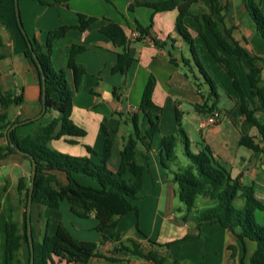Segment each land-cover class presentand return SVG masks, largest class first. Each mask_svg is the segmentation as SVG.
<instances>
[{"label": "crops", "instance_id": "obj_1", "mask_svg": "<svg viewBox=\"0 0 264 264\" xmlns=\"http://www.w3.org/2000/svg\"><path fill=\"white\" fill-rule=\"evenodd\" d=\"M132 1L67 0L60 4L44 5L37 0H19L22 23L30 39L43 44L51 30L70 26L66 34L53 41L52 61L56 67H63L66 70L74 88L71 117L77 125L86 130V135L77 137L76 143L68 142L65 138L52 140L50 146L70 155H87L100 162L104 148L103 125H105L113 138L108 165L111 169H117L121 164V151L132 132V124L128 117L138 111L146 83L153 74L157 80L153 100L161 107L160 134L155 137L152 150L147 152L143 145L138 146L137 157L145 167L144 187L134 200L138 213L132 211L120 220L118 232L121 241L130 244L128 240L134 239L145 251L156 249L182 264H249L250 256L256 249V242L246 239L244 244L233 232L220 224L209 223L198 227L191 219V215L187 219L183 218L184 215L187 216L184 207H179L181 211L179 218L173 215V211L170 212L177 184L161 163L162 150L158 144L161 136L178 131L176 117L178 110L181 126L190 137L192 145L197 143L199 148L201 142L208 144L219 163L226 166L232 176L240 177L243 184L253 186L255 196L264 203V151H254L240 144L244 134L254 136L262 147L264 140L256 126L246 121L242 115L232 79L227 69L209 54L206 43L199 34L200 27L196 20L191 16L186 17L195 42L198 38L202 42L201 47L196 45L198 52L201 58L204 56L203 59L207 63L209 73L218 84L220 94L218 109L221 110L222 116L213 125L206 124L208 113H199L195 109V104L203 102V94L208 95L209 87L203 83L195 67H192L190 75L187 72L188 67L183 63L184 58L191 57V52L189 44L176 27L178 10L154 11L148 6H137L131 10ZM219 1L228 6L225 11V23L228 27H234V37L252 53L264 58V39L248 11L244 9L240 12L243 0ZM0 5V40L7 54L0 60V86L3 90L23 94L24 101L20 105L10 106L8 116L11 120L17 117L21 120L31 119L17 129L19 135H26L46 124L56 116V113L35 118L42 112L40 71L34 61L25 54L26 41L18 25L15 2L8 0ZM192 10L202 15L210 10V1L198 0L192 6ZM79 13L97 19L82 31L74 27L79 23ZM109 20L119 23L131 40L130 53L135 61L125 73L112 72L122 48L103 30V26ZM152 20V37L137 41L138 35L135 34L138 32L137 21L147 26ZM207 33L212 41H215L212 34ZM155 39L167 43L160 46L156 44ZM74 47L76 61L87 71L79 88L75 87L74 73L70 66ZM231 59L239 72L246 95L255 105L256 100L251 97L246 71L240 70L239 63ZM262 76L264 77V64ZM198 83H202V86L198 87ZM258 101L260 103V100ZM260 114L261 110L258 112V115ZM147 122V118L142 120L143 128ZM6 142L5 137H0V143ZM87 146L95 149L96 153L89 152ZM191 148L193 150L192 146ZM31 171V161L20 153H9L0 161V264H7L5 250L7 225L15 220L20 225L21 233L25 232V192L18 190V181L21 177L29 179ZM58 176L64 183L67 182L65 173L58 172ZM76 177L83 184L98 186L90 177L82 174H76ZM210 205V201L205 198L199 208ZM151 214L154 216L149 224ZM255 217L259 224L264 225V208H257ZM168 218L175 220L176 227L164 224ZM60 223L78 239L98 243L99 256L93 257L88 264H124L127 259L134 264H154L152 261L126 255L124 251L114 252L119 242L102 239V232L97 229L98 220L94 214L89 217L76 216L71 212L67 201H63L59 209L33 204L32 230L36 240L42 241L46 233L53 234ZM136 223L145 236L140 233ZM174 231H178L179 234L175 236L173 234L170 240L167 238L162 240V233L170 234ZM110 232V229H106L103 233L108 235ZM148 239L160 243L174 242L167 249L152 246ZM230 245L236 247L234 259H231ZM103 255H111L123 261L109 262ZM20 257L26 262L28 247L25 241ZM49 264L69 263L53 257V263Z\"/></svg>", "mask_w": 264, "mask_h": 264}, {"label": "trees", "instance_id": "obj_2", "mask_svg": "<svg viewBox=\"0 0 264 264\" xmlns=\"http://www.w3.org/2000/svg\"><path fill=\"white\" fill-rule=\"evenodd\" d=\"M5 1L8 0H0V3ZM10 1L15 2V0ZM37 1L44 5H54L67 0ZM209 1L210 10L202 15H198L192 10V6L198 0H133L130 9L134 10L137 6H148L154 11L178 10L176 27L189 44L191 52V57L184 58L183 63L189 71L191 70L190 72H192V67H195L202 77L203 83L205 82L209 87L208 95L205 96L202 93L204 100L202 103L195 104V109L199 113L210 114L213 110L218 109L220 94L217 82L205 68L198 55L195 38L186 21L187 16L193 17L199 24V34L206 43L209 54L218 64L227 69L228 75L232 79L238 95L237 104L242 115L246 121L256 126L264 140V77L262 76L264 58L252 53L234 37V27H228L225 23V11L228 6L219 0ZM246 3L248 13L264 39V0H246ZM96 19V17L79 13V23L74 27L84 31ZM152 26L153 20L147 26L137 21L136 30L139 35L136 40L143 41L146 37H152ZM69 28L70 26H62L51 30L47 41L43 44L32 40L34 50L46 75L47 110L43 117L53 113H56V116L26 135L17 133L20 125L10 133L13 142L25 152L33 155L37 162L33 204L59 209L61 203L67 201L70 204L71 212L76 216L89 217L91 214L95 215L98 220L97 229L102 232V239H112L119 242V246L115 247L114 252L124 251L126 255L152 261L154 264H182L177 259H171L156 249L145 251L140 243L134 239L128 240L130 244L124 243L121 241V235L118 232V225L122 217L132 211L138 213V207L134 204V200L138 198L139 192L144 187L145 173L144 164L137 157L138 146L143 145L147 152L152 150L153 141L160 134L159 113L161 107L153 100L157 82L153 74L146 83L138 111L128 117L132 124V132L126 139L121 151V164L117 169H111L108 165L112 153L113 138L105 125H103L105 132L104 148L100 162L87 155H70L50 146L52 140L65 138L68 142L76 143L77 137L86 135V130L77 125L71 117L74 88L67 77L66 70L63 67H56L52 61L53 41L66 34ZM103 30L122 48V51L118 53V60L112 68V72H127L135 58L130 53L131 40L125 29L119 23L109 20L103 26ZM207 32L212 34L215 41H212ZM24 39L26 41L25 54L36 64L25 36ZM155 42L160 46H165L167 43L158 39H155ZM3 47L4 44L0 40V60L7 56ZM231 58L235 59L245 69L251 88V97L256 100L255 105L246 95L239 72ZM171 61L178 66L173 58ZM70 66L74 73L75 87L79 88L87 71L83 65L76 61L75 47L71 52ZM40 83L42 86V80ZM197 85L201 87L202 83ZM23 101L22 93L16 94L9 90H3L0 86V137L7 139L6 143H0V161L9 153H18L10 145L8 133L15 123L25 120H21L19 117L14 120L9 119L8 110L10 106L20 105ZM260 110L261 114L258 115ZM176 117L179 125L178 131L161 136L158 147L162 150L161 163L177 184L178 197L185 204L187 216L184 215L183 218L187 219L191 215V219L198 227L209 223L220 224L233 232L244 244L246 239L256 242V249L250 256L249 264H264V225L259 224L255 217V210L264 208V203L255 196L253 186L243 184L240 177L232 176L230 170L219 163L208 144L201 142L199 150L193 151L191 148L192 141L181 126L178 110ZM144 118H147L148 121L145 128L142 127ZM179 143L184 145L185 154L189 159L187 165L179 163L177 153ZM240 144L254 151H264V147L256 141L254 136L249 134L242 135ZM86 148L89 152L96 153L92 147L87 146ZM23 156L29 159L27 155ZM146 158H148L147 154ZM58 172L66 174V183L59 178ZM76 174L94 179L98 186L81 183ZM30 178L21 177L18 181V190L25 192L24 206L26 209ZM199 196L210 200L211 205L205 208L197 207ZM25 218L26 229L23 234L17 221L12 220L7 225L5 248L7 264L30 263L31 251L27 234V212ZM136 227L139 229L138 223H136ZM106 229L111 230L108 235L103 233ZM140 233L144 235L141 230ZM24 241L28 247L26 262H23L20 257ZM148 241L152 246L157 245L167 249L174 242L160 243L152 239H148ZM34 247V264L53 263V257L69 264H88L93 257L99 256L97 242L78 239L63 223H60L53 234L46 233L42 241L36 240L34 236ZM229 248L232 250L231 259H234L236 247L230 245ZM103 257L109 262L123 261L111 255H103ZM124 264L134 263L127 259Z\"/></svg>", "mask_w": 264, "mask_h": 264}, {"label": "water", "instance_id": "obj_3", "mask_svg": "<svg viewBox=\"0 0 264 264\" xmlns=\"http://www.w3.org/2000/svg\"><path fill=\"white\" fill-rule=\"evenodd\" d=\"M243 5H244V9L247 10V3L245 0H243ZM15 11H16V17H17V21H18V24L20 26V29L22 30V32H23V34L27 40L28 46L32 50L33 58L36 61V64L38 65V68L40 70V75H41V80H42V86H41V90H42L41 91L42 112L37 117H35V118H40L44 115V113L47 110V105H46V101H47L46 75H45L44 69H43V67H42V65H41V63L37 57V54L34 50L33 41H32V39H30V37L28 36V34L26 33V31L24 29V25L22 23V19H21V15H20L19 0H15ZM30 120L31 119L25 120L24 122L15 123L9 130L8 138H9L10 145L15 149V151H17L18 153H20L22 155H27L32 162V171H31L29 196H28V204H27L26 212H27V234H28V240H29L30 251H31V257H30V263L29 264H34L35 263V247H34V236H33V230H32V207H33V192H34L35 178H36V172H37V162H36V159L34 158L33 155L25 152L18 145H16L10 136L11 131L14 130L17 126L21 125L22 123L29 122Z\"/></svg>", "mask_w": 264, "mask_h": 264}, {"label": "rangeland", "instance_id": "obj_4", "mask_svg": "<svg viewBox=\"0 0 264 264\" xmlns=\"http://www.w3.org/2000/svg\"><path fill=\"white\" fill-rule=\"evenodd\" d=\"M1 6V5H0ZM244 10V5H243V2L241 3V5H240V12L241 11H243ZM196 43V45H198L199 47H201L202 46V42H201V40H200V38H198L197 39V41L195 42ZM198 49V48H197ZM198 55H199V57H200V59H201V61H202V63L204 64V66H205V68L208 70V66H207V63L205 62V60L203 59L204 58V56L202 55V57L203 58H201V56H200V53L198 52ZM235 61V60H234ZM236 62V61H235ZM246 64V63H245ZM247 65V64H246ZM218 67H221V66H218ZM239 68H240V70H242V71H244L245 69L244 68H242L240 65H239ZM222 73H223V71L222 70H220ZM226 71V70H225ZM187 72H188V74H190L191 75V72L187 69ZM208 72H209V70H208ZM197 73L199 74V72L197 71ZM200 75V74H199ZM212 76V75H211ZM112 135V134H111ZM198 144L197 143H194L193 145H192V147H193V150L194 151H198L199 150V148H198ZM177 153H178V159H179V163L180 164H182V165H187L188 163H189V159H188V157L186 156V154H185V151H184V145H183V143H179L178 144V146H177ZM205 200V197H203V196H199L198 197V199H197V207H200L202 204H203V201ZM210 201V200H209ZM210 203H211V201H210ZM170 205H172V210L170 211V212H172L173 211V215L174 216H176V217H180V213H181V211L179 210V207H184V209H185V204L183 203V202H181V200L179 199V197H178V193H177V190H176V196L175 197H173V200H172V203L170 204ZM164 211H165V208H164ZM172 214V213H171ZM154 215H152L151 214V218L150 219H148V222H149V224H150V220H152V217H153ZM168 217L170 216L169 214L167 215ZM135 222V221H134ZM167 223V225H169V224H172V225H174V227H176L175 226V220H172V219H167L166 221H165V223L164 224H166ZM148 224V223H147ZM173 234H174V236H175V234L176 235H178L179 234V232L178 231H174V232H171L170 234H161V238H162V240L164 239V238H167V239H171V238H173Z\"/></svg>", "mask_w": 264, "mask_h": 264}, {"label": "built area", "instance_id": "obj_5", "mask_svg": "<svg viewBox=\"0 0 264 264\" xmlns=\"http://www.w3.org/2000/svg\"><path fill=\"white\" fill-rule=\"evenodd\" d=\"M136 35H139L138 32H135ZM222 116V112L219 109H215L213 110L212 113H210L207 117H206V124L207 125H213L216 124Z\"/></svg>", "mask_w": 264, "mask_h": 264}]
</instances>
